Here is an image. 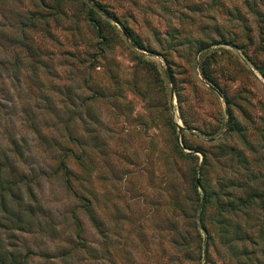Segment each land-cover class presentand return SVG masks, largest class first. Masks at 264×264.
I'll use <instances>...</instances> for the list:
<instances>
[{"label": "rangeland", "instance_id": "obj_1", "mask_svg": "<svg viewBox=\"0 0 264 264\" xmlns=\"http://www.w3.org/2000/svg\"><path fill=\"white\" fill-rule=\"evenodd\" d=\"M252 193L264 0H0V264H264Z\"/></svg>", "mask_w": 264, "mask_h": 264}, {"label": "trees", "instance_id": "obj_2", "mask_svg": "<svg viewBox=\"0 0 264 264\" xmlns=\"http://www.w3.org/2000/svg\"><path fill=\"white\" fill-rule=\"evenodd\" d=\"M214 27H216V28H215V32H216V34H217V35H220V31H218V30H219V27H217V25H214ZM194 43L196 44V49H200V48L204 47L205 45H207L206 42H204V41L201 40V39H198V40L194 41ZM252 195H253V198H254V199L257 197L261 202H263V199H264L263 196H261V195H257V194H255V193H254V194L252 193ZM208 200H209V195H207V193H206L205 196H204L203 201H204V202H208ZM248 201L250 202V200H248V197H246V198L244 199L245 204L248 205ZM228 205H229V209H233V208H234V207L232 206L231 201L228 202ZM247 205H246L244 208H248ZM261 208L264 209L263 206H261Z\"/></svg>", "mask_w": 264, "mask_h": 264}]
</instances>
